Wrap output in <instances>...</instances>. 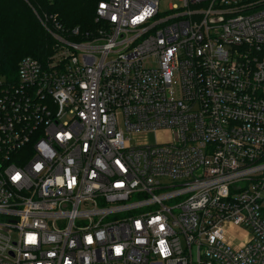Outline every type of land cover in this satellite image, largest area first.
I'll list each match as a JSON object with an SVG mask.
<instances>
[{
    "label": "built area",
    "instance_id": "built-area-1",
    "mask_svg": "<svg viewBox=\"0 0 264 264\" xmlns=\"http://www.w3.org/2000/svg\"><path fill=\"white\" fill-rule=\"evenodd\" d=\"M178 1L0 74V264H264V0Z\"/></svg>",
    "mask_w": 264,
    "mask_h": 264
},
{
    "label": "trees",
    "instance_id": "trees-1",
    "mask_svg": "<svg viewBox=\"0 0 264 264\" xmlns=\"http://www.w3.org/2000/svg\"><path fill=\"white\" fill-rule=\"evenodd\" d=\"M98 0H0V74L14 76L18 61L30 55L44 60L52 53L55 38L40 22V17L55 14L65 30L96 27ZM34 11L36 13H34ZM36 14V15H35ZM52 30V25L46 22ZM53 31V30H52Z\"/></svg>",
    "mask_w": 264,
    "mask_h": 264
},
{
    "label": "rangeland",
    "instance_id": "rangeland-1",
    "mask_svg": "<svg viewBox=\"0 0 264 264\" xmlns=\"http://www.w3.org/2000/svg\"><path fill=\"white\" fill-rule=\"evenodd\" d=\"M170 4H178L180 5V2L178 0H160V10L161 11H167L168 10V6ZM34 13H36L34 11ZM36 15V14H35ZM171 135H169L166 131L164 132H153V131H149L143 135H140V136H137V137H134L132 139H130V143L134 144L138 141H142V142H149V143H155L156 141H166L170 138ZM165 184H169L170 183V180H163ZM135 195L133 196L132 199H135ZM240 237L237 236V239L238 240ZM236 242V241H234Z\"/></svg>",
    "mask_w": 264,
    "mask_h": 264
},
{
    "label": "snow or ice",
    "instance_id": "snow-or-ice-1",
    "mask_svg": "<svg viewBox=\"0 0 264 264\" xmlns=\"http://www.w3.org/2000/svg\"><path fill=\"white\" fill-rule=\"evenodd\" d=\"M117 163H119V162L117 161ZM36 167H37V169H39L40 165L37 164ZM14 178H15V179H19V176L14 177ZM74 182H75V181L73 180V183H74ZM69 187H71V184H69ZM137 227H138V228L140 227L139 223L137 224ZM88 240H89V243L92 242L91 237H89ZM32 242H35L34 238L32 239ZM116 251H117V253H119V252H120V248L117 247Z\"/></svg>",
    "mask_w": 264,
    "mask_h": 264
}]
</instances>
